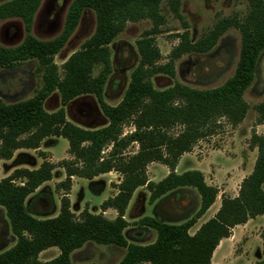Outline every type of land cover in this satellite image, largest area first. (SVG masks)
Instances as JSON below:
<instances>
[{"label":"trees","instance_id":"1","mask_svg":"<svg viewBox=\"0 0 264 264\" xmlns=\"http://www.w3.org/2000/svg\"><path fill=\"white\" fill-rule=\"evenodd\" d=\"M41 1L10 0L0 5V19L19 18L26 31L19 45L0 46V67L12 68L19 62L35 59L37 70L42 72V85L34 97L11 104L0 100V160L11 159L19 149L38 150L49 137L65 139L71 158L57 164L43 160L37 169H14L0 180V208L16 240L0 253V264H70V254L86 242L124 248L126 252L117 264H210L219 242L228 238L235 226L256 216L264 217V136H252L257 158L252 172L242 180L238 196H222L213 218L193 235L188 230L214 203L218 191L205 183L200 171L177 174L175 168L182 155L191 152L197 141L212 132L218 119L235 126L245 117L247 104L243 93L253 80L264 50V0H247L249 11L242 20L223 19L195 42L190 40L180 14L181 0H166L170 12L183 23L184 31L177 36L179 42L165 64H158L160 54L154 44V36L165 24L160 9L162 0H72L59 35L38 40L30 30ZM86 10L95 16L94 32L62 64L63 76L59 77L53 56ZM141 20H148L152 27L136 43L139 65L132 71L121 101L108 106L103 100V88L111 72L108 46L127 22ZM230 27L238 29L241 42L234 73L223 85L210 90L178 83L165 90L153 88L152 76H173L175 60L185 54L208 52ZM96 66L101 69L93 76ZM54 91L59 94L60 107L47 113L43 103ZM83 95L95 97L107 119L106 125L84 129L66 120L64 107ZM258 109L264 112V102ZM124 126L133 130L124 134ZM176 127L179 131L172 134ZM131 145L137 146L134 153L127 152ZM150 163L165 166L168 174L156 183L149 181L146 168ZM57 167L64 172V179L56 185L64 191L59 212L55 217L38 219L27 210L26 199L52 179ZM110 172L121 177L117 193L101 203V213L84 210L75 219L67 197L72 178L92 180ZM17 180L21 183L16 184ZM140 187L148 191L150 204L173 190L193 189L199 196V208L181 224L141 218L137 224L154 230L156 239L146 246L128 244L123 235L128 226L124 214ZM107 209L116 212L114 219L103 216ZM52 247L59 254L49 261H39L38 255Z\"/></svg>","mask_w":264,"mask_h":264},{"label":"rangeland","instance_id":"2","mask_svg":"<svg viewBox=\"0 0 264 264\" xmlns=\"http://www.w3.org/2000/svg\"><path fill=\"white\" fill-rule=\"evenodd\" d=\"M10 0H0V5ZM72 0H42L37 9L30 34L38 40H51L61 32L67 9ZM165 24L160 33L154 36L160 59L158 64H165L170 59L172 49L177 46V36L181 34L183 23L170 12L166 0L160 4ZM249 11L247 0H181L180 14L187 25L189 38L197 41L214 25L223 19L242 20ZM152 27L148 20L127 22L125 28L109 44L111 72L103 88V100L108 106H116L122 99L132 71L139 65L140 57L136 43L145 31ZM95 29V16L86 10L78 24L61 49L53 56L59 77L63 76L62 64L83 43L91 37ZM26 35L23 22L19 18L0 19V46L10 48L19 45ZM241 36L238 29L230 27L218 38L216 44L206 53L185 54L174 61V75L156 74L150 81L156 90H165L178 83L196 90H210L223 85L234 73L240 50ZM35 59L17 63L12 68L0 67V100L5 104L28 100L35 96L42 85V72L37 70ZM101 67L96 66L92 75L96 76ZM247 112L243 120L232 126L225 119H218L212 132L196 142L191 152L184 154L177 172L198 170L203 174L207 185L215 187L218 194L214 203L196 220L188 230L193 235L198 228L213 218L220 207L221 197L238 196L242 180L253 170L257 158V148L252 136H264V112L258 106L264 102V50L261 52L253 80L243 93ZM60 107L57 91L44 101L47 113L55 112ZM65 118L72 124L84 129H97L107 124L100 107L93 95H83L70 101L65 107ZM174 128L171 133L179 131ZM132 127L124 126L123 133L128 134ZM68 143L65 139L49 137L40 144V150L23 151L12 160H0V180L11 170L25 167L37 169L43 160L57 164L69 160ZM31 150V149H30ZM136 145H131L128 153H134ZM42 153V154H41ZM183 156V155H182ZM151 181L164 178L168 169L159 163L147 165ZM115 173V172H113ZM115 174L108 176L111 181ZM117 175V173H116ZM108 178L96 181L73 177L67 197L70 211L75 219L86 210L99 214L100 205L117 190ZM121 178V177H120ZM64 179L61 168H55L52 179L43 183L26 199L27 210L38 219L55 217L59 212L60 199L64 191L56 187ZM148 179V176H147ZM149 180V179H148ZM150 181V180H149ZM20 184L21 181H15ZM264 190V183L262 185ZM149 193L140 187L125 210L124 219L128 226L123 235L128 244L146 246L156 239V232L137 224L141 218L152 217L156 220L181 224L189 220L199 208V196L195 190L181 188L162 196L154 203H149ZM42 206V208H41ZM109 210V209H107ZM103 214L111 219L110 212ZM15 237L11 234L4 210L0 208V253L12 247ZM264 217L256 216L246 223L235 226L228 238L222 239L214 250L210 264H264ZM126 250L115 246H101L86 242L70 254V264H117ZM59 254L57 248H49L38 255L41 262L49 261Z\"/></svg>","mask_w":264,"mask_h":264},{"label":"crops","instance_id":"3","mask_svg":"<svg viewBox=\"0 0 264 264\" xmlns=\"http://www.w3.org/2000/svg\"><path fill=\"white\" fill-rule=\"evenodd\" d=\"M43 142V141H42ZM41 142V143H42ZM38 150H40V147H39V149ZM23 151H31V152H35V151H37V150H30V149H19V150H16L14 153H13V156L11 157V159H9V160H12V158H14L17 154H19V153H21V152H23ZM183 157H184V155L183 156H181V158L179 159V162H178V164H177V166H176V168H175V172L177 173V174H179L178 172H177V168H178V166H179V164H180V162H181V160L183 159ZM51 163H54V162H52V161H50ZM41 164V163H40ZM21 168H25V167H21ZM148 166H147V170H148ZM27 169V168H26ZM14 170V169H13ZM13 170H11L10 171V173L13 171ZM9 173V174H10ZM8 174V175H9ZM112 174H115L114 176H116V179L114 180V181H111L109 178H108V176H110V175H112ZM168 174V172L165 174V176ZM7 175V176H8ZM147 176H148V179L151 181L152 179H150V177H149V174H148V172H147ZM164 176V177H165ZM105 179V178H108V186L110 187V183L112 182L114 185H115V189H116V185L120 182V180H121V178H120V176L117 174L116 175V173H113V172H110V173H107V174H103V175H99V176H97V177H95V178H93L92 180H90V181H96V180H100V179ZM73 180V179H72ZM153 182V181H152ZM140 190V188H138L137 190H135V192L133 193V195L134 194H136V192H138ZM117 192H115L113 195H111V197H113L115 194H116ZM149 196V195H148ZM127 210V209H126ZM107 212H110V214H111V219H114L115 218V216H116V212L113 210V209H109V210H107ZM103 214H106V211L105 212H103Z\"/></svg>","mask_w":264,"mask_h":264},{"label":"water","instance_id":"4","mask_svg":"<svg viewBox=\"0 0 264 264\" xmlns=\"http://www.w3.org/2000/svg\"><path fill=\"white\" fill-rule=\"evenodd\" d=\"M41 208H42V206H41Z\"/></svg>","mask_w":264,"mask_h":264}]
</instances>
